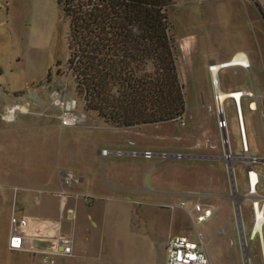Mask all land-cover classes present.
<instances>
[{
	"label": "rangeland",
	"instance_id": "1",
	"mask_svg": "<svg viewBox=\"0 0 264 264\" xmlns=\"http://www.w3.org/2000/svg\"><path fill=\"white\" fill-rule=\"evenodd\" d=\"M49 1H34L33 7L37 13L25 29L27 34H24V41L18 39V36L9 35L0 27V65L7 69L16 62L18 55H24V74L12 75L16 83L44 79L52 70L55 72L53 74L66 81L67 94L79 102L81 111L87 113L89 118L104 121L97 114L86 111L84 100L76 91L75 79L67 65L70 57V21L67 16L68 20H60L59 16L63 17V13L59 10L57 0ZM172 1L171 35L186 98L184 115L177 120L157 124L123 128L110 124L108 126L124 130L126 139L130 137L128 140L135 142L131 146L132 150L182 156L167 160L160 156L153 159L132 158L134 166L127 167L122 172L120 182L143 191L160 192L158 195H151V200L161 204L146 205L143 195L137 198L140 203L133 204L136 210L142 209L149 220L147 225L136 224L135 229L140 232L142 241L149 243L155 250V264H165L166 244L171 234L195 238L198 232L206 239L212 264H245L240 243V236L244 233L238 224L235 204L242 207L245 233L250 240L253 219L249 205L233 191L228 164L224 160L223 133L218 128L209 66L212 61L219 62L221 57L232 53L236 48L247 50L251 71L244 70V73L239 68L224 70L220 74L222 89L228 92L245 85L252 91L256 89L259 96L263 94L264 0ZM3 19L4 15L1 14L0 23ZM260 107V112L250 111L248 103L244 107L252 154L257 157L264 156L262 96ZM227 112L231 121V145L235 156H239L241 138L233 102H228ZM237 168L241 171L237 182L240 193L243 194L246 191L245 176L241 170L242 165L239 164ZM102 173L106 180L110 179L106 177V165H103ZM182 202H186L188 207H182ZM197 202L213 205L218 213L215 218L196 229L188 209ZM121 208L123 209L110 210L108 218L128 219L129 208ZM5 235L6 227L2 222L0 264L5 262ZM258 246V240L252 243V264H262ZM124 252L129 255L126 250ZM142 255L145 257L146 253L142 252ZM21 258L24 260V256ZM130 259L126 261L135 264ZM16 260L12 256V261ZM81 264L84 262L81 261Z\"/></svg>",
	"mask_w": 264,
	"mask_h": 264
},
{
	"label": "crops",
	"instance_id": "2",
	"mask_svg": "<svg viewBox=\"0 0 264 264\" xmlns=\"http://www.w3.org/2000/svg\"><path fill=\"white\" fill-rule=\"evenodd\" d=\"M34 1L0 0V15H4L0 27L24 41L25 29L37 13ZM57 4L63 13L60 20H68L58 0ZM239 52L249 57L247 50L236 48L216 63L226 62ZM23 57L18 55L7 69L0 65V225L3 222L6 227L3 264H51L45 262L40 250L51 248L54 240L50 237L55 234L73 241V253L71 256L51 255L54 264H81V261L84 264H132L126 261L129 258L135 264H155V250L142 241L140 232L135 229L136 224L147 225L149 220L142 209L136 210L133 204L140 203L137 200L140 195L145 196L146 205L153 204L151 195L160 192L121 184L122 172L134 166L133 157L102 154L105 149L134 151L131 146L135 142L129 141L130 137L126 139L124 130L111 128L97 118H90L85 126L63 127L60 111L52 106L51 94L57 88L67 90L66 81L50 70L44 79L16 83L12 75L24 74ZM239 69L245 73L244 69ZM230 90L251 89L242 85ZM263 95L264 90L261 95L264 99ZM250 102L248 98L245 104L249 107ZM22 103L28 104L32 113L20 114L13 121L3 118L7 107ZM260 109L259 101L257 112ZM103 165H106L109 180L103 176ZM65 172L74 173L78 183L62 207L59 192ZM126 206L130 213L128 219L108 218L110 210H122L121 207ZM69 210L73 213L68 214ZM24 218L29 219L26 231L37 236L32 241L34 250L13 251L10 249L12 230ZM56 223H60L58 229L54 226ZM173 235L180 234H171L169 238ZM142 252L146 253L145 257ZM12 256L17 260L12 261Z\"/></svg>",
	"mask_w": 264,
	"mask_h": 264
},
{
	"label": "trees",
	"instance_id": "3",
	"mask_svg": "<svg viewBox=\"0 0 264 264\" xmlns=\"http://www.w3.org/2000/svg\"><path fill=\"white\" fill-rule=\"evenodd\" d=\"M58 1L70 21L67 65L87 112L120 128L184 115L172 0Z\"/></svg>",
	"mask_w": 264,
	"mask_h": 264
},
{
	"label": "built area",
	"instance_id": "4",
	"mask_svg": "<svg viewBox=\"0 0 264 264\" xmlns=\"http://www.w3.org/2000/svg\"><path fill=\"white\" fill-rule=\"evenodd\" d=\"M236 54L233 58L222 63H211L209 66V72L211 76V82L214 89V103L215 109L218 115V128L226 136L223 138V144L225 147L224 160L228 164V173L235 181L236 192L241 196L243 202L249 205L251 211L253 224L251 227V240L246 237L244 226V215L240 205V217L238 221L240 227L243 228L244 235L240 236L241 247L245 253L252 258L251 247L252 243L258 240L259 255L264 264V156H253L252 149L249 142L247 117L245 115V101L250 99L249 108L253 112L259 111L260 97L257 92L252 90H231L225 92L221 86L220 74L227 69L242 68L247 71H251L252 66L248 55L245 53L244 57H240L239 61H235L238 57ZM218 66L220 67L219 69ZM221 93H225V98L222 99ZM264 97V95H263ZM228 102H233L237 112V119L240 131V149L241 155L235 156L231 141H230V127L231 121L227 112ZM51 103L54 108L60 111V121L63 127H79L85 126L89 121L87 113L80 111L79 102L69 97L65 88H57L51 94ZM24 113H32L31 107L28 104H14L2 113L3 118L8 121H13L17 116ZM105 157L110 155H116L119 157L131 156L133 158L143 157L145 159H153L156 156L162 157L164 160L172 157L181 158V154L170 155L167 153L157 154L152 151H124V150H108L102 151ZM242 165V173L245 176V193H240L237 178L241 172L237 166ZM78 183V178L72 172H65L62 174V190L59 192L62 207L66 204L67 199L72 194V188ZM182 207L187 208V203L182 202ZM72 214L73 210H69L68 214ZM218 213V209L213 205L206 203H193L188 209V214L193 218L195 228H199L203 224L215 218ZM29 224V219L24 218L21 220V224L14 226L12 230V238L10 241V249L13 251H33V239L26 228ZM55 228L60 226V223L54 224ZM54 240L50 249L40 250L44 255L45 262L51 264L55 263V260L51 258V255L61 253L62 255L71 256L73 253V241L70 238L59 236L55 234L50 237ZM250 241V242H249ZM60 247H63V251H60ZM167 258L166 264H212L206 239L201 232H198L195 238L186 235H173L167 242ZM244 256V257H245ZM251 263V259L249 260Z\"/></svg>",
	"mask_w": 264,
	"mask_h": 264
},
{
	"label": "bare ground",
	"instance_id": "5",
	"mask_svg": "<svg viewBox=\"0 0 264 264\" xmlns=\"http://www.w3.org/2000/svg\"><path fill=\"white\" fill-rule=\"evenodd\" d=\"M238 57L235 59V61H239L241 58L240 57H244L245 56V53L243 52H239ZM220 67L218 66L217 69H219ZM221 96H222V99L225 98V93H221ZM233 191L235 192L236 189H235V184H233ZM237 215H238V218L240 217V209H237ZM251 259V257L248 255V253L246 252V256H245V260L247 262V264H249V260Z\"/></svg>",
	"mask_w": 264,
	"mask_h": 264
},
{
	"label": "water",
	"instance_id": "6",
	"mask_svg": "<svg viewBox=\"0 0 264 264\" xmlns=\"http://www.w3.org/2000/svg\"><path fill=\"white\" fill-rule=\"evenodd\" d=\"M223 138L226 139V136H225L224 134H223ZM231 182H232V184H235V181H234L233 178H231ZM239 208H240V205H239L238 203H236V204H235V210H236V212H237V209H239ZM238 224H240L239 221H238ZM243 254H244V256H245L244 251H243ZM245 261H246V260H245ZM245 264H247V262H245Z\"/></svg>",
	"mask_w": 264,
	"mask_h": 264
}]
</instances>
